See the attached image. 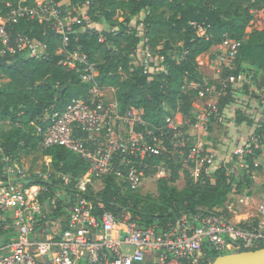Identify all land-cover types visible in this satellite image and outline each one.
I'll return each instance as SVG.
<instances>
[{
	"label": "trees",
	"instance_id": "trees-1",
	"mask_svg": "<svg viewBox=\"0 0 264 264\" xmlns=\"http://www.w3.org/2000/svg\"><path fill=\"white\" fill-rule=\"evenodd\" d=\"M35 1L27 0L23 4L34 7ZM50 1L58 4L64 0ZM69 1L63 10L87 8L88 21L72 12V17L80 23L73 24L66 41L53 26L26 17L9 26L8 32L12 40L21 35L37 42L44 47V53L31 57L27 50L12 56L0 52V80H4L0 84V120L10 122L8 129L0 128V149L20 163L41 151L43 138L37 131V127L44 126L41 120L63 111L74 98H87L94 83L115 90L122 114L132 108L142 110L147 124L143 131L158 134L162 130L168 135L167 118L177 113L182 114L189 126L197 125L195 94L186 92V86L203 82L198 58L226 40L237 43V54L223 78L240 76L248 65L254 86L264 88V29L247 32L255 13L264 10V0ZM8 2L18 5L19 0H0L4 12ZM142 14L144 18L132 28L133 19ZM102 20L109 24L110 30L99 32L90 28ZM139 27L143 28L142 32ZM144 40L153 55L162 60L163 71L156 74L145 71L138 58V48ZM73 56L85 58L87 64L95 66L98 76L93 82L82 81L78 71H83L87 64L72 60ZM70 61H74V69L66 65ZM234 101L230 93L222 97L220 115ZM220 115L211 116V122ZM239 123L254 126L241 113ZM42 153L50 160V170H42L46 178L35 176L31 183L44 188L39 200L46 213L42 221L45 224L63 217L66 208L78 201L76 187L90 164L63 147H52ZM176 173L159 181L157 197L124 190L114 176H109L98 195L93 197L89 187L81 198L92 202L99 220L106 212L118 214L127 209L134 218H140L143 227L159 223L166 228L169 223L176 225L185 213L224 207L229 195L233 191L239 193L243 185L235 186L234 177L222 166L212 176L203 173L197 181L191 178L179 190L174 186L179 179ZM63 176L70 177L69 185H65ZM56 199L57 203L53 204ZM9 242L8 237H0V243ZM205 251V262L200 264H212L220 256L209 246Z\"/></svg>",
	"mask_w": 264,
	"mask_h": 264
},
{
	"label": "built area",
	"instance_id": "built-area-1",
	"mask_svg": "<svg viewBox=\"0 0 264 264\" xmlns=\"http://www.w3.org/2000/svg\"><path fill=\"white\" fill-rule=\"evenodd\" d=\"M64 7L50 0L35 1L34 7L24 5L21 0L18 5L8 2L5 12L0 9L1 54L12 56L27 50L31 57H40L44 53L42 45L27 37L18 35L12 40L8 27L26 17L53 26L66 41L73 24L80 21ZM83 20L88 21V17ZM200 34H204L203 29ZM228 45V59L217 55L210 62L218 75L223 71L221 65L228 62L231 66L237 54L234 41L226 40L220 48ZM141 50L149 49L139 47L138 54ZM75 58L74 61L87 64L85 58ZM74 61L66 65L72 67ZM153 62H149V69L153 68ZM85 69L93 82L98 76L95 66L87 64ZM149 69L145 67L147 73ZM246 78L244 74L220 76L218 95L222 98L230 93L237 98L239 84ZM245 82L249 91L246 105L264 119V88L254 86L252 79ZM189 91L198 100L206 99L214 87L209 81L190 83L186 87V92ZM235 102L236 99L230 105L235 106ZM195 113L198 118L195 126H203L210 122L211 116L220 115L219 101H207ZM41 122L44 126L37 127L43 138L41 151L63 147L85 159L90 169L76 187L78 201L66 208L62 218L43 224L46 213L39 196L44 188L31 182L35 176L46 178V174L29 172L23 163L0 149V237H8L10 241L0 243V264H200L205 262L207 246L220 256L264 249V120L251 128L247 145L235 152L240 166L246 165L260 175L262 195L257 197L251 189L224 207L185 213L176 225L169 223L166 228L159 223L143 227L140 218H134L127 209L118 214L106 212L99 220L92 202L81 198V194L88 191L92 181L109 176L120 181L124 190L137 192L143 186L146 172L160 169L166 174L157 161L172 157V150L173 154L179 151L182 155V165L194 180L203 173L212 176L211 170L222 166H218L216 155L207 151L202 140L192 141L170 117L166 121L168 135L162 130L158 134L143 131L147 126L143 111L132 108L122 114L115 90L96 83L87 98L72 99L63 111L46 116ZM62 179L69 185L70 177Z\"/></svg>",
	"mask_w": 264,
	"mask_h": 264
},
{
	"label": "rangeland",
	"instance_id": "rangeland-1",
	"mask_svg": "<svg viewBox=\"0 0 264 264\" xmlns=\"http://www.w3.org/2000/svg\"><path fill=\"white\" fill-rule=\"evenodd\" d=\"M26 1L27 0H21V2L23 3ZM36 1H39V3H41V1L43 0H36ZM62 4L63 6L69 5L70 1L64 0ZM72 12H76L78 16L87 17L86 16L87 8L81 9V10L74 8L72 9ZM143 18H144V14H142L139 17L134 18L132 22V28H135L137 26V21ZM90 28L96 29L99 32L110 30L109 24H107L103 20L100 24H97V25L91 24ZM262 29H264V10L255 13L254 20L250 24L249 28L247 29V32L251 33L254 30H262ZM142 31H143V28L139 27V32H142ZM145 44L146 42L144 40V42L139 47L143 48V46H146ZM147 48L149 50L140 51L141 53H139L138 58L143 62V64L145 65V67H147V69H149V62L151 60H154L155 64L153 68L149 69L151 74H156L158 72L163 71L164 69L160 67V63L162 60H160L158 57H155L153 55L149 46H146V49ZM229 50H230L229 45L225 46L224 49H216V50L214 49L213 51H210L209 53V54H212L210 58L212 59L213 62L217 55L225 56V59H228ZM204 55L207 56L208 53ZM205 56L202 55L201 57H199L198 63H199L200 69H202L203 66L205 67V70H207L206 73L209 74L208 78L214 79V80L212 79V81H209L213 83L214 92L210 96H208L206 99L198 100L195 98V101L197 102V105H198V106L196 105L195 107L193 106L194 108H198L195 110H200L201 108H204L206 106L207 101H210V102L220 101L221 97L218 95V92L220 91L219 88L221 86L220 76L223 78L226 70L229 68L227 66H230L228 65V62H226V64H222L221 69L223 71L221 75H218L215 65L213 63L209 64L208 58H206ZM75 57H78V56H73L72 60H76ZM69 63L70 62H68L67 64ZM69 68L74 69L75 63H73V66ZM245 69L247 71L242 74L247 76L245 80L249 82L252 79L253 74L250 73L251 68L248 65H245ZM248 73L251 75L248 76ZM78 74H81V79L83 82L85 83L92 82L88 78L86 69H84L83 71L81 70L78 71ZM245 80H243L239 84L240 87H239V91L237 92L238 93L237 98H235L236 99V102L234 103L235 106L229 105L225 109V111L220 115V117L217 118V120L214 122H211V119H210L209 123H206L203 126L197 127V126H189L183 120L184 119L182 118L183 116L179 113L173 114L172 117H170L173 119L175 126L182 129L183 132H186L187 130L191 129V133H190L191 135L189 134L188 135L191 136L192 141L202 140L204 142V144L206 145L207 151L212 152L214 153V155H216L215 158L219 162L218 166H226V168L228 169V172L231 174V176L234 177L235 186H237L240 183L243 184L241 191L238 193L241 195L248 194L251 191V189L255 190L256 192L259 191L260 188L258 187V185L260 181V175L253 171L251 172L249 169H247L246 165L242 167L238 163V157L235 152L237 149L244 148L247 145L249 141L250 132L252 131L250 126L247 125V123H243V124L239 123L240 113L248 120H252L254 122L253 128L255 126L260 125V123L264 120L262 117V114H260L257 111L253 112L254 108L251 107L250 105H246L245 97H248L246 95L249 94V91L245 89L247 86L246 85L247 83L245 82ZM2 83H4L3 79L0 80V84ZM107 93H110V91H107ZM9 124H10L9 121L3 122L2 120H0V128L8 129ZM38 134H39V130H38ZM42 152L43 151H39L36 154H33L30 157L23 160V165L26 170H28L31 173L39 172L42 170L44 172H48V170H50L49 169L50 160L48 157H45ZM182 159L183 157L179 153V151L173 154V150H172V157L167 156L161 159V161L158 163V165L165 168L166 174L164 175L160 169H155V170L146 172L144 176L143 186L137 192H133V193H138L141 196L152 195L153 197H157L159 195L158 193L159 181L162 179L171 178V176L174 174L175 171L177 172L176 174H178L179 179L174 184V186L177 189L182 190L185 187L186 182L191 179V176H190L191 173L188 169H185L183 167ZM173 168H175V170ZM213 170H215V168L211 170L212 175L215 173V171ZM104 187H105V179H99V180L92 181L90 188H91V192L93 193V197L98 195L104 189ZM62 195L65 196V193H63ZM256 195L259 196L260 194L257 193ZM56 203H57V199L54 200L53 204H56ZM54 208H56V205H54ZM242 212H245V210H243ZM239 219L240 218H236L235 220L238 221ZM53 227H56V226H53Z\"/></svg>",
	"mask_w": 264,
	"mask_h": 264
},
{
	"label": "water",
	"instance_id": "water-1",
	"mask_svg": "<svg viewBox=\"0 0 264 264\" xmlns=\"http://www.w3.org/2000/svg\"><path fill=\"white\" fill-rule=\"evenodd\" d=\"M212 264H264V249L222 255Z\"/></svg>",
	"mask_w": 264,
	"mask_h": 264
},
{
	"label": "crops",
	"instance_id": "crops-1",
	"mask_svg": "<svg viewBox=\"0 0 264 264\" xmlns=\"http://www.w3.org/2000/svg\"><path fill=\"white\" fill-rule=\"evenodd\" d=\"M214 49L216 50V49H221L220 48V46H217V47H214ZM214 49H212L211 51H213ZM210 52H208V55L207 56H205V55H203V56H205L206 58H208V63L210 64V62H213L212 61V59L210 58L211 56H212V54H209ZM204 67V66H203ZM202 67V72H203V74H204V79H203V81H212V79L213 78H208V73H206V71L207 70H205V67L203 68ZM214 80V79H213ZM195 96H194V98H193V106L195 107L196 105H197V102L195 101ZM197 99V98H196ZM198 106V105H197ZM195 109H198V108H195ZM183 118V117H182ZM186 133L187 134H189V135H191L190 133H191V129L190 130H187L186 131ZM260 182V181H259ZM258 187H259V185H258ZM255 191V190H254ZM260 191V192H259ZM259 191L258 192H256V194L257 193H259L260 195L258 196L257 195V197H260L261 195H262V191H261V189H259ZM238 196H241V194H238V192H236V191H233L230 195H229V197H228V203H233L236 199H237V197Z\"/></svg>",
	"mask_w": 264,
	"mask_h": 264
}]
</instances>
